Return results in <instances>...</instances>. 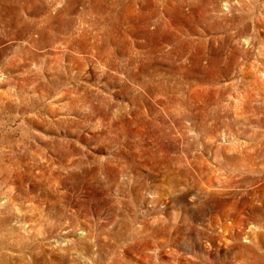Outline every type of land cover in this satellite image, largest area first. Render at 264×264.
<instances>
[{
  "label": "rangeland",
  "instance_id": "374dc122",
  "mask_svg": "<svg viewBox=\"0 0 264 264\" xmlns=\"http://www.w3.org/2000/svg\"><path fill=\"white\" fill-rule=\"evenodd\" d=\"M0 264H264V0H0Z\"/></svg>",
  "mask_w": 264,
  "mask_h": 264
}]
</instances>
